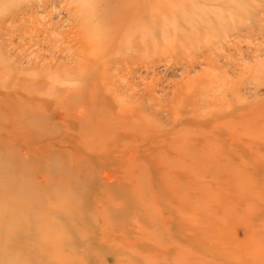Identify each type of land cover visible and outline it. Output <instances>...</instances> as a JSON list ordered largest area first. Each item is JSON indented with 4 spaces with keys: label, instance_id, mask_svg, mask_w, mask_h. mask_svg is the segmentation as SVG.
<instances>
[{
    "label": "rangeland",
    "instance_id": "1",
    "mask_svg": "<svg viewBox=\"0 0 264 264\" xmlns=\"http://www.w3.org/2000/svg\"><path fill=\"white\" fill-rule=\"evenodd\" d=\"M78 1L0 0V175L56 224L1 264H264V0Z\"/></svg>",
    "mask_w": 264,
    "mask_h": 264
},
{
    "label": "bare ground",
    "instance_id": "2",
    "mask_svg": "<svg viewBox=\"0 0 264 264\" xmlns=\"http://www.w3.org/2000/svg\"><path fill=\"white\" fill-rule=\"evenodd\" d=\"M78 2L79 5L81 6V3L80 1L78 0H75V2ZM101 2L103 0H94V2ZM172 1V0H171ZM178 1V0H177ZM92 2V1H91ZM181 2V0H180ZM77 3V4H78ZM180 4V3H179ZM189 4V3H188ZM82 6H85V4ZM81 6V7H82ZM91 5H88L87 6V9L90 8ZM110 8H108L107 12L105 14H97L98 17H99V22H101L102 24L104 23H111V21H114L116 19V16L117 14L119 13L120 11V6H117V4H112L110 5ZM184 7V5L181 4V7ZM86 6L84 8H81L84 12H87L86 11ZM170 8L171 9H178L177 8V4H171L170 5ZM180 8V7H179ZM185 8V7H184ZM173 10V11H174ZM184 10V9H183ZM91 11V10H90ZM182 11V10H181ZM80 12V11H79ZM93 12V11H92ZM92 12H91V15H92ZM95 14V12H93ZM126 13V12H125ZM83 14V13H82ZM81 15V14H80ZM141 17V16H140ZM152 17V16H151ZM116 23V22H115ZM117 24V23H116ZM101 25V24H100ZM124 23L121 24V26H123ZM104 26V25H103ZM109 26H112L111 24ZM100 29V28H99ZM98 29V31H100ZM104 30V29H103ZM119 32L120 30L117 29ZM102 31V30H101ZM118 31H116V33L112 36V38L110 40H115L114 36L117 34L119 35L120 33H118ZM122 31V30H121ZM136 32V31H135ZM146 32V31H145ZM100 35L99 38H101L102 40L105 38H108L109 36V33L108 32H100L99 33ZM123 33H121L122 35ZM125 34V33H124ZM131 34V33H130ZM142 34H146L142 31ZM90 35V34H88ZM116 35V37H117ZM120 35V36H121ZM127 35V32L126 34ZM129 35V33H128ZM88 37V36H87ZM86 37V38H87ZM120 38V37H119ZM91 39V38H90ZM118 39V38H117ZM97 40V39H96ZM101 40V41H102ZM109 40V39H108ZM89 41V40H88ZM94 40H92L91 42H93ZM99 41V39H98ZM100 41V42H101ZM90 42V41H89ZM109 42V41H108ZM111 42V41H110ZM109 42V43H110ZM113 42V41H112ZM112 42L110 43L112 45ZM103 43V41H102ZM93 43H91V45H93ZM108 44V43H107ZM102 46V44H100ZM106 45V44H105ZM109 45V44H108ZM107 45V46H108ZM109 45V47L111 46ZM98 46V44L96 45V47ZM95 48V46H94ZM112 48V47H111ZM97 49V48H96ZM95 49V50H96ZM102 49H105V48H102ZM97 52V51H95ZM77 61V60H76ZM79 61V60H78ZM75 62V61H74ZM80 63V62H78ZM77 64V63H76ZM79 66V65H77ZM77 70V69H76ZM82 69H80L81 71ZM79 73V72H78ZM80 74V73H79ZM27 82V81H26ZM25 82V83H26ZM69 88V87H68ZM71 89H69L68 91H70ZM63 98V97H62ZM26 102V101H25ZM24 103V102H23ZM25 105V104H24ZM27 107V105H25ZM25 112V111H24ZM77 114V113H76ZM84 114V113H83ZM30 115V114H29ZM35 117V116H34ZM22 177V176H21ZM25 178L22 177V178H14V177H10L9 174H3V175H0V185L4 187V190H1L0 191V213L1 211H4L3 214H0V216H5V217H2L3 218H9L11 223H4V224H1L0 223V264L2 263L3 260H5L6 257H4V255L6 254V252L8 250H13V248L11 249V240L10 238L13 236V233L14 231H16V227L19 228V238H17V240H20L21 241V244L24 246L25 245V233H28V232H32V234H34V237L35 238V241H36V245L34 246V248L32 247V251H36V250H39V248L41 247H44V246H47V247H50V245H48V241L47 239L49 238H52L51 235H46L47 231L49 230V228L51 229L52 226H54L55 224V220L53 218V216L51 214L47 215V213L51 210H46L47 213H42L41 210H40V207L42 206V204L46 203L48 204V198H49V194L48 196H43L41 195V192L33 189L31 186H29V183H27L25 180ZM16 187L18 189V191H14V196H9L6 194V192L8 190H10L11 188H14ZM16 190V189H15ZM64 200H66V198H62ZM49 201H50V198H49ZM50 204V203H49ZM63 204V203H62ZM66 208L67 206L65 205V203L61 206V208ZM70 211H73L71 214V217H74L76 218L77 220L79 219V214H82V213H79L81 212L79 210V207L74 204L72 205L70 208H69ZM56 215V214H55ZM8 220V219H7ZM35 221H40L39 224L35 225L33 223H35ZM90 221V220H89ZM31 223V224H30ZM56 225V224H55ZM59 225V224H58ZM57 225V227H58ZM36 227V228H35ZM47 227H49L47 229ZM59 228V227H58ZM21 229V230H20ZM36 230V232H35ZM18 235V233H17ZM63 235V234H62ZM59 234H56V235H53L56 237V241H55V245L59 246V244H62L64 243V241L66 242V237L65 236H62ZM69 240L73 239V238H67ZM73 241V240H72ZM70 242V241H69ZM75 242V241H74ZM74 242H70V243H74ZM63 245V244H62ZM66 245V244H65ZM69 245V244H67ZM66 245V246H67ZM60 247V246H59ZM58 247V248H59ZM50 260V259H49ZM6 261V260H5ZM61 259H57L56 260V263H61ZM7 264L9 262H6Z\"/></svg>",
    "mask_w": 264,
    "mask_h": 264
}]
</instances>
